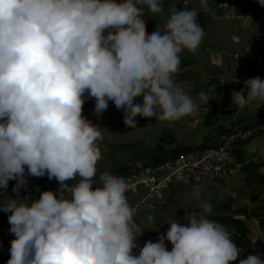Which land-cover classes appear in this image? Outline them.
<instances>
[{
    "label": "clouds",
    "instance_id": "9594fccd",
    "mask_svg": "<svg viewBox=\"0 0 264 264\" xmlns=\"http://www.w3.org/2000/svg\"><path fill=\"white\" fill-rule=\"evenodd\" d=\"M200 7L208 11V0ZM145 10L163 30L157 25L149 33ZM204 35L195 8L165 13L162 0H0V188L17 181L16 196L0 203L15 236L7 264L238 260L241 249L225 225L209 218L207 202L199 213L168 222L158 242H145L134 255L137 237L154 228L137 223L124 178L104 171L97 179L102 128L82 114L89 98L97 115L113 102L133 128L137 116L173 123L195 113L200 104L175 76L181 53H195ZM244 84L247 95L233 91V105H264V79ZM198 98L210 100L203 92ZM45 175L59 182L57 192L20 198L27 176ZM147 220L156 223L153 215ZM262 257L249 254L238 264H264Z\"/></svg>",
    "mask_w": 264,
    "mask_h": 264
},
{
    "label": "crops",
    "instance_id": "0c3cea01",
    "mask_svg": "<svg viewBox=\"0 0 264 264\" xmlns=\"http://www.w3.org/2000/svg\"><path fill=\"white\" fill-rule=\"evenodd\" d=\"M162 3L165 13L172 7L195 8L198 12V22L205 35L195 53H181L180 69L175 79L197 100L200 107L195 113L173 123L156 121L148 132L150 141L143 143V147L138 149L152 152L149 161L152 157L171 155L172 151L203 144L218 145L223 134L237 125L252 129L255 133L235 148V163L240 169L237 177L220 183L207 180L201 201L183 203L186 187H197L196 184H187L185 189L183 187L178 192L168 194L167 205L160 212H137V223L141 227L154 229H144L142 235L137 237L136 244L139 247L133 249V254L139 255L140 247L149 240L158 242L160 237L149 236V233L173 220L182 221L191 212L199 213L198 207L205 202L213 207L209 218L228 216L243 222L247 228L245 243L253 244L258 240L264 242V105L259 107L257 101L251 106L239 109L232 103L233 91L243 89L244 95H247L245 80L257 76L264 79V43L256 42L260 21L246 19V0H208V11L201 9L200 0H162ZM225 4L229 6L225 7ZM145 11L149 33L154 31L157 25L163 30L159 17L155 19L151 17V13ZM217 78L239 81V85L233 90L223 89L212 85ZM200 92L210 98L208 104L199 101ZM94 106L95 98H89L85 101L82 112L87 118H95L91 121L93 124L97 122L98 117L103 118V114H95ZM112 106L113 108L111 105L107 108L110 114L102 119L106 123V130L112 127L114 114L120 115L124 120L123 110L115 108V104ZM45 177L46 175L27 176V182L33 184ZM16 184V180H10L7 188ZM2 190L5 189L0 188V191ZM149 215L155 217V224L148 222ZM6 227H11L8 217L0 218V264H7L11 241L15 239L14 234L4 232ZM165 243L167 250L171 251L172 244L168 241Z\"/></svg>",
    "mask_w": 264,
    "mask_h": 264
},
{
    "label": "built area",
    "instance_id": "2783aa9c",
    "mask_svg": "<svg viewBox=\"0 0 264 264\" xmlns=\"http://www.w3.org/2000/svg\"><path fill=\"white\" fill-rule=\"evenodd\" d=\"M228 6L225 4V7ZM245 10L247 20L260 21L256 42L264 43V5H261L259 0H246ZM212 85L233 90L239 83L217 78ZM254 133L252 129L237 125L223 134L218 145L197 146L161 163L138 166L131 173L120 176L129 184L127 197L130 204L137 208V212L158 213L167 205L168 194L183 185L207 180L220 183L237 177L240 169L235 163V148ZM42 187L44 191L57 192L60 185L47 183ZM24 197L28 196L20 198ZM9 215L10 213L0 210V218ZM228 231L232 234L234 242L242 240V235L237 229L231 228ZM4 232L11 233L10 228L6 227ZM238 247L242 251L241 246Z\"/></svg>",
    "mask_w": 264,
    "mask_h": 264
},
{
    "label": "rangeland",
    "instance_id": "374dc122",
    "mask_svg": "<svg viewBox=\"0 0 264 264\" xmlns=\"http://www.w3.org/2000/svg\"><path fill=\"white\" fill-rule=\"evenodd\" d=\"M111 108H113V102L109 101ZM116 108V106H115ZM103 118L98 117L97 122L94 123L98 125L102 129L103 140L99 142V148L102 153V159L97 163V172L100 173L104 170H110L116 167H122L131 165L133 169L138 166H145L150 164L148 161L149 156L152 155V152L145 149H138L143 147V143H148L149 133L152 130V125L157 121L155 117H142L135 119V127H131L126 125L123 118L118 114L113 115V125L112 127H108V129H104L105 119L107 114H110L109 111H104ZM90 121L95 118H88ZM150 123V124H149ZM151 129V130H150ZM154 135V134H151ZM151 138V137H150ZM138 155H135V154ZM140 163V164H137ZM46 177H48L46 175ZM45 177V178H46ZM37 182V181H36ZM201 183H197V187L200 189V196L197 198L194 195V189L186 187L183 185L179 189L173 192H178L183 187L186 190L185 197L183 199L184 204H188L192 201L202 200V194L204 192L205 187L207 186V182L203 181ZM27 184H30L27 182ZM187 185V184H186ZM200 210V209H198Z\"/></svg>",
    "mask_w": 264,
    "mask_h": 264
},
{
    "label": "trees",
    "instance_id": "16d2710c",
    "mask_svg": "<svg viewBox=\"0 0 264 264\" xmlns=\"http://www.w3.org/2000/svg\"><path fill=\"white\" fill-rule=\"evenodd\" d=\"M201 146H205V144L201 145ZM194 149V147L192 148H185L183 150H178V151H172L170 154H163L161 156H156V157H152L150 158L149 162L150 164H158L161 163L173 156H177L180 155L188 150ZM133 170L131 165H127V166H122V167H116L110 170H104V171H110L111 173L117 175V176H123V175H127L129 173H131ZM102 171V172H104ZM101 173V172H100ZM97 172V179L99 177V174ZM47 183H51V184H59V182L53 178V179H49L48 177L43 178L33 184H27L26 186H23L19 189V196H28V197H33L38 199L39 195L41 192L44 191V188L42 187L43 185L47 184ZM71 183V182H70ZM15 186H11L5 190L0 191V202H3L4 200L7 199V197H15L16 193L13 192V188ZM210 219L212 220H216L217 222L225 225V226H230L232 228L237 229L241 235H242V240L235 242L237 244V246H241L242 251L240 253V257H238V260L241 258H246L247 255L249 254H255V253H260V254H264V242L262 240H258L253 244H247L244 242V238L246 236L247 233V228L246 226L243 224L242 221L234 219L232 217H228V216H216V217H210ZM169 229V224H165L160 226L157 230L152 231L151 233H149V236H154V237H160L162 235H165L166 232ZM264 258V257H262ZM238 260L233 262V264H238Z\"/></svg>",
    "mask_w": 264,
    "mask_h": 264
},
{
    "label": "water",
    "instance_id": "95a60500",
    "mask_svg": "<svg viewBox=\"0 0 264 264\" xmlns=\"http://www.w3.org/2000/svg\"><path fill=\"white\" fill-rule=\"evenodd\" d=\"M110 107V105H108V108Z\"/></svg>",
    "mask_w": 264,
    "mask_h": 264
}]
</instances>
